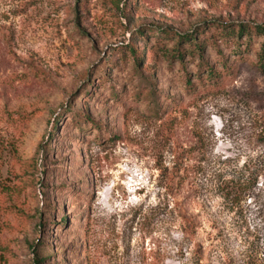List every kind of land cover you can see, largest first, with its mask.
<instances>
[{"label": "rangeland", "instance_id": "374dc122", "mask_svg": "<svg viewBox=\"0 0 264 264\" xmlns=\"http://www.w3.org/2000/svg\"><path fill=\"white\" fill-rule=\"evenodd\" d=\"M241 24L264 0H0V264H264V36L168 53Z\"/></svg>", "mask_w": 264, "mask_h": 264}, {"label": "trees", "instance_id": "16d2710c", "mask_svg": "<svg viewBox=\"0 0 264 264\" xmlns=\"http://www.w3.org/2000/svg\"><path fill=\"white\" fill-rule=\"evenodd\" d=\"M213 33L211 35H208L207 32L205 31H199L197 30L195 35H187V36H182V35H177L179 36V42L177 43L176 47H173L172 49H169L168 53H170L174 58H179V61H184L185 55L190 52L193 53L195 50H199L201 55L204 56V49L207 46L208 42L213 40V35L217 34L219 39H224L225 42H229L231 40H234L236 37L238 38H244L245 36H249V38L255 34L259 36H264V26H259V25H254V26H249L246 24H241L239 26L231 27V26H216L215 28L212 27ZM140 34H143L140 31ZM163 37H169V32L164 31L161 33ZM207 34V35H206ZM201 35V36H200ZM188 40V42H187ZM188 43L189 49H186L184 46V43ZM213 42V41H212ZM211 42V43H212ZM233 44H238V42L233 43ZM239 46V45H238ZM128 51H130L135 58L138 60L137 66H141V57H139L137 49L134 46L128 47ZM167 53V54H168ZM223 62V61H222ZM260 69H264V44H263V52L260 53ZM226 64H224V67ZM207 68L208 75L206 78H203L199 75V78L202 82V85H200L199 88H197L195 85H192V82L188 79L187 82L189 84V92L195 93L197 92V89H205V88H211L213 83L216 82L215 77L218 76V73L216 72V69L208 64L205 66ZM205 80V81H204ZM204 81V83H203ZM215 81V82H214ZM208 82V83H207ZM153 92H145L143 95V92L138 93L137 98L144 101V102H151L153 99ZM161 105V104H160ZM164 105H161L160 108H162ZM163 109V108H162ZM87 122L92 124L94 126V129L97 131L102 130V125L99 124L96 120L92 119L91 117L87 118ZM50 150H52L50 148ZM261 173V172H260ZM258 173V174H260ZM240 183H238V180L236 181V178L231 179L227 182H225L224 187H222L220 190L222 192V195L226 199H230L237 190V187H239ZM195 232V229L192 228V224L189 223L188 221H185V227H184V233L185 235L189 238L191 237ZM42 245V243H41ZM40 245V246H41ZM37 254H40V247L35 249ZM39 263H42V260L39 261Z\"/></svg>", "mask_w": 264, "mask_h": 264}]
</instances>
